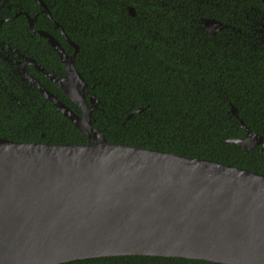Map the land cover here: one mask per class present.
Masks as SVG:
<instances>
[{
	"label": "trees",
	"instance_id": "16d2710c",
	"mask_svg": "<svg viewBox=\"0 0 264 264\" xmlns=\"http://www.w3.org/2000/svg\"><path fill=\"white\" fill-rule=\"evenodd\" d=\"M43 1L79 46L75 66L100 100L93 112L94 126L108 141L264 175L260 146L246 151L230 142L247 137L242 122L264 137L261 0ZM10 4L11 9L1 11L0 41L19 49L50 73L64 76L58 54L36 32L53 35L68 54L74 48L41 13L36 0H10ZM24 13L37 16L34 30ZM206 19L225 27L209 34L204 30ZM1 64L0 60V67L5 69ZM31 72L81 115L53 82L36 70ZM232 106L238 109V116L232 113ZM138 110L141 112L134 113ZM0 139L52 145H83L88 141L38 89L1 72ZM64 264L217 263L116 256Z\"/></svg>",
	"mask_w": 264,
	"mask_h": 264
},
{
	"label": "water",
	"instance_id": "95a60500",
	"mask_svg": "<svg viewBox=\"0 0 264 264\" xmlns=\"http://www.w3.org/2000/svg\"><path fill=\"white\" fill-rule=\"evenodd\" d=\"M36 2L74 52L68 54L53 35L39 30L58 54L65 75L52 74L35 60L29 63L81 115L27 71L26 76L88 141L52 145L0 139V264H64L116 256L264 264V175L108 141L94 126L100 100L75 66L79 46L47 4ZM130 13L134 15L133 9ZM25 16L34 30L37 16ZM203 23L212 35L225 27L212 19ZM260 35L264 48V24ZM231 111L238 116L236 107ZM242 124L247 137L230 142L246 151L260 146L264 153V137Z\"/></svg>",
	"mask_w": 264,
	"mask_h": 264
},
{
	"label": "flooded vegetation",
	"instance_id": "af4514ba",
	"mask_svg": "<svg viewBox=\"0 0 264 264\" xmlns=\"http://www.w3.org/2000/svg\"><path fill=\"white\" fill-rule=\"evenodd\" d=\"M5 7H8L9 9H11L10 0H7L6 2H4V0H0V15H1V11ZM12 13H14L15 16L19 15L17 12H12ZM7 20H10V19H7ZM1 22H3V21L1 20ZM30 59H32V58H29L26 55L22 54L19 49L12 47L11 44H8V43H5V42L0 41V60H1V63L2 64H5V69H3V68L0 67V72L2 74L5 73L6 74V77H16V78H20L24 83L25 82H28L30 84V86L34 87L31 84L30 80L27 78L26 71L28 73H30L33 77H35L32 74V72H31L33 70H36L40 74H43V73L39 72L34 67V65H32L31 63H29V60ZM32 60H34V59H32ZM59 77H64V76H59Z\"/></svg>",
	"mask_w": 264,
	"mask_h": 264
}]
</instances>
